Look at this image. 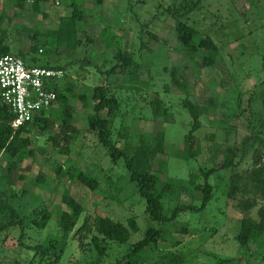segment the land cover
I'll return each instance as SVG.
<instances>
[{"label": "rangeland", "instance_id": "rangeland-1", "mask_svg": "<svg viewBox=\"0 0 264 264\" xmlns=\"http://www.w3.org/2000/svg\"><path fill=\"white\" fill-rule=\"evenodd\" d=\"M74 1L44 0L37 8L0 5L2 42L9 52L24 56L27 63L51 62L65 70L60 81L65 98L46 112L53 127L31 126L22 133L29 137L32 153H20L18 160L0 150V225L13 208L22 224L0 231V264H48L55 257V264H171L169 255L182 257L180 264H264V252L255 243L249 244L254 253L249 255L235 239L242 217L258 219L264 197L247 188L228 197L231 173L252 166L250 142L257 132L264 136V0H82L79 6ZM72 3L82 7L76 49L57 32ZM194 4L180 19L196 29L197 37L208 34L216 42L220 56L214 67L202 64L201 53L190 56L178 46L176 18L163 12L168 5ZM108 31L123 50L133 52V60L106 78V70L116 62L113 48L104 42ZM172 67L187 84L185 91L173 84ZM95 85H103L118 101L116 116H107L106 109L100 112L108 117L116 146L129 154L145 150L148 168L159 173L163 212L170 216L175 208H192L180 209L164 223L149 219L123 158L112 161L88 127L92 108L84 100L90 99ZM185 99L203 109L195 131L199 153L189 159L181 157L192 121ZM156 100L158 115L153 113ZM63 118L77 133L67 144L54 145L50 137ZM158 132L163 133L161 151L142 143ZM227 147L237 151L233 165L223 168ZM77 170L96 177L93 189L77 178ZM204 181L212 193L202 207L195 184ZM64 191L82 206L68 232L58 224L60 211L69 210L62 200ZM246 201L255 204L244 208L240 203ZM98 215L125 224L134 218L139 229L126 243L103 240L107 248L99 254L90 241L92 235L102 237L93 228ZM83 222L86 230L77 231ZM149 225L162 229L163 237L132 253ZM260 239L264 241V233ZM37 246L50 252L34 251ZM229 257L236 259L225 260Z\"/></svg>", "mask_w": 264, "mask_h": 264}, {"label": "trees", "instance_id": "trees-1", "mask_svg": "<svg viewBox=\"0 0 264 264\" xmlns=\"http://www.w3.org/2000/svg\"><path fill=\"white\" fill-rule=\"evenodd\" d=\"M17 5H24L22 0H18ZM38 2H35L31 6L37 8ZM71 14L67 17H63L59 20V27L57 29L58 34L64 42L72 49H76L80 45V40L77 38L76 33L78 29V20L82 17V11L74 4ZM7 5V4H6ZM9 5V4H8ZM196 7V4L191 7L184 8L181 6L165 7L163 12L170 14L176 18L174 29L176 32L177 43L180 48L187 51L190 56H194L201 53L202 64L205 66L214 67L218 63L220 56L219 48L213 38L204 34L200 37L196 35V29L191 27L188 23L182 21L180 18L186 16L190 11ZM147 26V23H145ZM3 31L0 30V55L9 52L7 45H4ZM107 39L104 40L107 48H113L112 54L116 61L108 70H106V78L110 74L115 73L117 70L123 69L129 64L132 58L133 52L129 50H123L121 46L114 40V33L108 31L106 33ZM142 44V42H141ZM21 58H25L22 55L15 54ZM34 60V58H32ZM37 64V63H34ZM42 65L57 66L63 68L59 64L46 62ZM65 71V70H64ZM171 79L175 86L183 89H187V84L181 80L175 73V67L171 69ZM61 81V80H60ZM60 82L55 85L54 89L57 94V99L64 96L60 95ZM83 98L86 97L87 91L83 92ZM87 98V97H86ZM92 101V103H91ZM84 104L92 108V113L88 117V127L96 132L98 141L107 149V152L112 161H116L119 158H123L125 168L129 172V179L137 187V191L141 197L145 199L146 212L150 220L157 222H167L175 218L180 209L187 210L192 207L175 208L174 213L170 216L163 212V206L161 202V196L163 189L160 187L159 173L155 170L148 168L147 153L143 149L136 150L133 154H129L126 148H119L111 138V128L108 122V117H103L101 111L106 109L107 116L114 117L117 115L118 101L114 96H110L107 93L106 88L103 85H95L91 87L90 99L84 100ZM183 106L187 109L191 116V126L188 132L184 135V141L182 144V155L184 159H189L196 156L199 153L198 140L195 135V131L200 127V115L203 111L199 103H194L188 99H185ZM160 106L154 105L153 113L158 115L161 113ZM13 114L9 111L8 107L0 103V150L6 151L10 156L20 159V153L31 154V149L27 146L30 144L28 136H23V132H29L31 126H41V128H52V121L47 115L35 117L32 122L21 125L17 128L11 126V120ZM40 128V127H39ZM77 129L69 125L65 118L57 126L56 133L50 137L54 145H60L61 143L67 144L72 138L75 137ZM163 133L148 134V142L143 139L142 143L155 151H161V141ZM251 144V160L252 166L244 171H234L229 177L228 197H232L237 191L242 188L250 189L254 194H260L264 197V164L261 163V151L264 147V136L260 132L254 135V139ZM68 148V147H65ZM237 149L235 147H227L224 155L221 167H231L233 165V159ZM242 156L244 155L245 148L242 147ZM208 173H205V176ZM77 178L90 188L95 187L96 177L82 172L76 171ZM21 177V175H18ZM195 188L202 193V207L209 202L212 193V186L207 181L203 183L195 184ZM62 200L69 207V210H61L58 218V224L64 232L70 231L80 213L82 212V206L67 195V191H64ZM254 202L246 201L240 203L244 208H251L254 206ZM46 218V217H44ZM19 225L22 228L21 217L18 215L16 209H11L7 215V220L0 225V231L8 228L9 226ZM87 224L83 222L81 227L77 229L86 230ZM94 230L101 235H92L90 238L91 243L99 254H104L106 251V244L102 243L103 240H112L119 243H126L130 237V234L138 231L139 227L134 218H129L127 224L114 220L107 215H98L93 221ZM183 231L186 227L181 228ZM262 233H264V204L258 209V219H253L249 216H244L240 219V227L235 235V239L239 246L245 250L249 255L254 253L249 251V244L255 243L260 251L264 252V241L260 239ZM163 237V230L149 225L145 231L144 236L134 243L132 253H137L149 244H156L159 239ZM21 236L18 237L20 240ZM34 251L42 250L44 253H49L50 250L46 247H32ZM58 256V255H56ZM169 261L171 264H180L182 257L179 255H169ZM239 257V256H238ZM236 259V257H229L225 260ZM58 257H55L53 261H49L48 264H55Z\"/></svg>", "mask_w": 264, "mask_h": 264}, {"label": "built area", "instance_id": "built-area-1", "mask_svg": "<svg viewBox=\"0 0 264 264\" xmlns=\"http://www.w3.org/2000/svg\"><path fill=\"white\" fill-rule=\"evenodd\" d=\"M18 0H0V5L14 4ZM32 5L44 0H22ZM59 4V0H51ZM65 75L61 67L27 63L12 53L0 55V103L13 114L11 126L17 128L45 115L56 102L54 89ZM264 164V151L261 155Z\"/></svg>", "mask_w": 264, "mask_h": 264}, {"label": "crops", "instance_id": "crops-1", "mask_svg": "<svg viewBox=\"0 0 264 264\" xmlns=\"http://www.w3.org/2000/svg\"><path fill=\"white\" fill-rule=\"evenodd\" d=\"M78 1H82V0H76V1H74V3H75L77 6H79V3H78ZM79 8H81V9H82V7H79Z\"/></svg>", "mask_w": 264, "mask_h": 264}]
</instances>
